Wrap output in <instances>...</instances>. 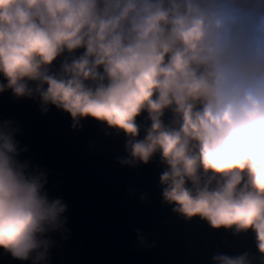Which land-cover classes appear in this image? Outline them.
<instances>
[{"label":"clouds","instance_id":"9594fccd","mask_svg":"<svg viewBox=\"0 0 264 264\" xmlns=\"http://www.w3.org/2000/svg\"><path fill=\"white\" fill-rule=\"evenodd\" d=\"M0 77V93L38 97L73 128L122 132L121 164L159 155L163 201L253 233L264 264V0H0ZM17 131L0 126V249L42 264L66 206L20 161ZM212 261L253 264L248 252Z\"/></svg>","mask_w":264,"mask_h":264},{"label":"water","instance_id":"95a60500","mask_svg":"<svg viewBox=\"0 0 264 264\" xmlns=\"http://www.w3.org/2000/svg\"><path fill=\"white\" fill-rule=\"evenodd\" d=\"M146 117L137 119L142 128ZM6 121L18 129L14 138L18 149H25L20 161L43 173V190L66 206L64 230L46 234L54 243L42 264H213L218 253L244 252L260 264L253 233L213 229L163 201L160 176L166 165L159 155L147 164H121L128 158L122 132L91 118L73 128L70 114L53 105L42 112L38 97L16 98L10 90L0 93V126ZM0 264L32 261L0 249Z\"/></svg>","mask_w":264,"mask_h":264}]
</instances>
